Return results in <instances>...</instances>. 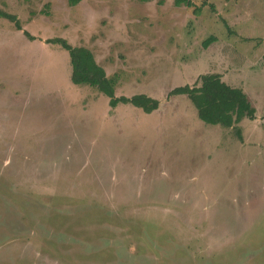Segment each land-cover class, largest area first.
I'll return each mask as SVG.
<instances>
[{
  "label": "rangeland",
  "instance_id": "1",
  "mask_svg": "<svg viewBox=\"0 0 264 264\" xmlns=\"http://www.w3.org/2000/svg\"><path fill=\"white\" fill-rule=\"evenodd\" d=\"M191 1L0 0V264H264V0ZM57 37L158 108L74 84ZM204 73L254 118L168 95Z\"/></svg>",
  "mask_w": 264,
  "mask_h": 264
},
{
  "label": "trees",
  "instance_id": "2",
  "mask_svg": "<svg viewBox=\"0 0 264 264\" xmlns=\"http://www.w3.org/2000/svg\"><path fill=\"white\" fill-rule=\"evenodd\" d=\"M157 2L162 4L163 0H157ZM75 3H77V0H70L71 5ZM173 4L175 6L190 7L192 1L173 0ZM0 16L14 22L16 29H21L15 15L0 10ZM214 39L212 36L209 37L204 42V46L210 44ZM48 42L59 43L68 51L71 81L77 85H87L95 88L109 99L108 104L110 107H115L118 103L131 104L142 109L145 113H150L158 108L159 101L143 93L134 94L130 97L115 96L114 88L117 82L115 76L108 77L106 75L103 67L96 62L93 53L87 47L73 46L67 40L59 37L48 39ZM262 59L264 61V53ZM168 95L187 96L195 107L198 118L207 124L230 128L244 118L253 119L255 116V108L246 93L238 87L227 84L218 73L201 74L197 83L174 87Z\"/></svg>",
  "mask_w": 264,
  "mask_h": 264
}]
</instances>
